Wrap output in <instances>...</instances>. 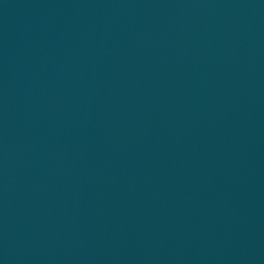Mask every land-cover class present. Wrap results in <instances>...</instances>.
Wrapping results in <instances>:
<instances>
[{"label": "water", "instance_id": "water-1", "mask_svg": "<svg viewBox=\"0 0 264 264\" xmlns=\"http://www.w3.org/2000/svg\"><path fill=\"white\" fill-rule=\"evenodd\" d=\"M0 264H264V0H0Z\"/></svg>", "mask_w": 264, "mask_h": 264}]
</instances>
